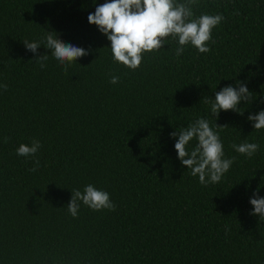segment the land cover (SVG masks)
<instances>
[{"label":"trees","instance_id":"trees-1","mask_svg":"<svg viewBox=\"0 0 264 264\" xmlns=\"http://www.w3.org/2000/svg\"><path fill=\"white\" fill-rule=\"evenodd\" d=\"M105 2L0 0V264H264V219L249 202L257 188L264 196V129L247 119L264 109V0H196L195 16H224L211 51L189 44L177 57L169 38L135 71L113 61L107 36L88 22ZM47 31L89 54L65 71L44 45L26 50L23 40L43 42ZM237 81L256 99L241 102L243 115L215 118L204 98ZM201 117L226 124L225 158L235 157L208 186L169 135ZM33 139L36 156H18ZM244 141L260 146L252 158L230 146ZM88 184L116 210L81 202L72 217L71 190Z\"/></svg>","mask_w":264,"mask_h":264},{"label":"clouds","instance_id":"clouds-1","mask_svg":"<svg viewBox=\"0 0 264 264\" xmlns=\"http://www.w3.org/2000/svg\"><path fill=\"white\" fill-rule=\"evenodd\" d=\"M196 0H106L105 3L96 6L95 11L89 13L88 22L97 26L98 30L107 36L110 41L112 59L130 70L138 69L144 55L158 52L164 47L165 42L171 38L178 47L175 55H183L189 44L196 48L199 53L211 51L210 43L212 30L224 20L222 14L194 15L193 5ZM55 33V32H54ZM26 50L36 54L41 45L50 50L52 57L67 71V67L79 58L89 54V50L78 47L72 43H65L58 38L57 34L47 31L43 42L22 41ZM48 54L34 56V60L41 68L46 66ZM98 58V57H97ZM94 61V60H93ZM92 61V62H93ZM118 76H111L110 83L119 82ZM237 86L226 85L215 93V98H204V103L210 105V111L215 118L221 111H235L243 115L239 105H250L256 99L243 82L237 81ZM0 89L7 91L8 85L0 83ZM264 103V98H261ZM247 119L253 123L255 130L264 129V109L255 114H249ZM225 125L215 127L206 118H198L180 130L173 131L170 137L175 140L177 157L183 166L190 170L193 177L199 178L201 185L217 184L225 173L229 171L235 161V157L225 158L224 145L220 138V130ZM10 138L3 137L7 143ZM195 141L194 147L189 149V144ZM237 153L246 158H252L259 149L258 143L244 141L240 144L232 143ZM42 147L39 140L33 139L31 144L21 143L16 149L18 156L25 158L35 157ZM34 167L30 169L36 172L40 166L39 159H34ZM72 196L67 204L68 212L72 217H77L81 202L94 211L107 209L115 211L117 205L111 200L107 191L96 188L92 184L79 189L71 190ZM253 206L250 214L264 219V196L259 195V188L250 197Z\"/></svg>","mask_w":264,"mask_h":264}]
</instances>
